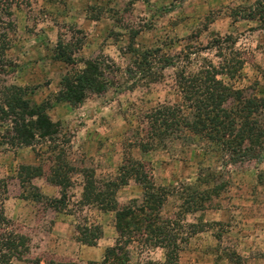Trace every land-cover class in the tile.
I'll use <instances>...</instances> for the list:
<instances>
[{
    "label": "rangeland",
    "instance_id": "obj_1",
    "mask_svg": "<svg viewBox=\"0 0 264 264\" xmlns=\"http://www.w3.org/2000/svg\"><path fill=\"white\" fill-rule=\"evenodd\" d=\"M253 1L29 0L12 7L5 50L12 66L4 80L23 87L32 102L50 100L47 114L66 134L67 158L75 168L64 205L54 210L47 200L30 195L59 197V187L45 174L31 178L34 188L16 178L20 164H46L47 172L44 145L0 146V185L6 188L0 205L8 228L28 238V252L12 264H31L29 259L48 255L74 264H101L105 247L118 239L114 213L82 202L78 170L91 169L99 182H119L120 167L130 157L164 191L161 215L177 227V264H264V151L229 164L218 143L203 135L182 129L152 139L146 133V114L157 105L178 104L189 113L176 71H193L203 63L217 68L224 56L241 63L233 77H215L234 88L249 87L264 100V13H248ZM58 41L69 46L75 63L51 58ZM145 49L155 56L149 72H140L136 61ZM100 56L114 65V85L103 94L88 95L77 107L52 102L61 75L77 68L76 60ZM164 57H173L172 64L157 61ZM113 197L119 206L138 201L141 188L129 176ZM92 225L101 230L95 245L77 241L76 227ZM125 247L128 264L163 259L164 250L157 246L131 241Z\"/></svg>",
    "mask_w": 264,
    "mask_h": 264
},
{
    "label": "trees",
    "instance_id": "obj_2",
    "mask_svg": "<svg viewBox=\"0 0 264 264\" xmlns=\"http://www.w3.org/2000/svg\"><path fill=\"white\" fill-rule=\"evenodd\" d=\"M253 2L248 13L250 10H256L258 15L260 12L264 13V1ZM28 3L29 0H0V146H30L34 149L35 145H44V153L48 154L49 160L47 172H43L46 164H20L16 178L20 184L32 186L31 178L45 174L49 183L59 187V197L46 198L36 192L30 195L36 201L47 200L49 206L57 210L64 205V191L70 182L69 173L75 171L67 158V136L59 122L51 120L47 114V109L52 105L49 99L32 102L26 97L27 92L23 87L4 80L12 66L5 56L9 45L8 33L13 28L10 19L12 7ZM135 34L133 31L128 36L127 48L131 47ZM226 38L227 36L223 41H227ZM215 41L217 43L219 39ZM154 56L155 51L151 49L140 53L139 60L136 61L140 72H149L153 62L151 58ZM51 58L66 65L75 63L69 46L60 41ZM172 59L173 57H164L157 61L171 65ZM76 63L77 68L71 67L61 75L58 89L52 96L53 103L64 102L70 107H77L88 95L103 94L109 86L115 84L110 77L114 65L107 58H79ZM240 63V60L228 55L222 58V63L217 68L203 63L193 71H176V85L189 113H184L178 104L157 105L146 114V133L156 139L167 133L186 129L218 143L220 149L226 152L225 163H242L257 158L264 151V100L253 94L249 87L234 88L215 77L219 73L233 77ZM126 73L131 76L133 71L128 68ZM78 171L83 175L82 202L96 204L114 213L113 223L118 239L113 245L105 247L101 264H128L129 255L125 244L131 241L141 246H157L164 250L162 261L146 259L135 264H177L179 247L174 243L177 227L173 220L161 215L164 191L158 190L139 161L131 157L125 160L120 167L119 182H99L93 177L91 169L82 168ZM129 176H133V180L141 188V197L138 201L130 199L119 206L113 197L114 192L116 186L125 184ZM0 186V199L3 200L6 198V188L4 185ZM196 198L198 197H194V204ZM8 223L9 219L3 214L0 205V264H12L13 259L23 260L22 256L28 252L27 236L8 228ZM76 232L77 241L86 245H95L101 236L97 225L77 226ZM29 261L31 264H74L49 255Z\"/></svg>",
    "mask_w": 264,
    "mask_h": 264
}]
</instances>
